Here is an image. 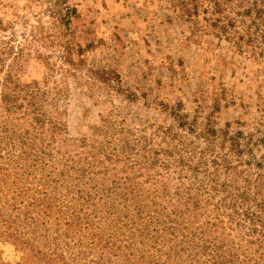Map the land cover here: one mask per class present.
Returning <instances> with one entry per match:
<instances>
[{
	"label": "rangeland",
	"instance_id": "1",
	"mask_svg": "<svg viewBox=\"0 0 264 264\" xmlns=\"http://www.w3.org/2000/svg\"><path fill=\"white\" fill-rule=\"evenodd\" d=\"M9 71L18 87L5 80ZM34 86L40 87L39 97L53 118L46 123V135L50 137L52 123L60 128L56 147L64 158L69 160L71 151H85L78 149L79 140L86 138L89 144L95 138L111 141L119 151L112 173H118L120 181L128 175L150 189L147 176L153 171L141 170L138 163L145 161L146 148L150 147L146 154L154 160L151 150L163 147L166 135L158 130L173 129L175 137L182 138V154L192 165L185 184L198 187L204 183L209 188L205 170L214 168L198 165L207 140L239 169H250L249 158L260 161L264 157V0H0V94L10 91L17 96L13 103L22 104L9 116V103L0 99V154L10 150L6 139L22 136L34 123L35 112L28 104ZM125 126L133 131L122 130ZM103 128L97 137L95 130ZM143 137L151 144L146 146ZM232 145L244 153L238 156ZM214 154L206 155L212 159ZM241 158L244 162H237ZM260 170L264 173V164ZM113 180L115 176L108 188L121 184L113 185ZM79 183L94 182L86 178ZM82 187L90 190L88 184ZM196 191L192 189V196ZM57 196L51 201L55 205L53 223L57 221L54 216L75 217L72 211L79 207L78 211L91 213V219L104 227V220L94 211L95 207L103 210L101 200L91 201L95 206L88 201H66L68 208ZM219 196L209 204L201 201L198 210L188 202L193 214L200 215L197 228L213 216L212 209L216 212ZM77 197L74 191L67 199ZM158 203L168 207L167 212L172 209L169 201ZM110 205L118 208L109 206L103 213L112 218L114 227L120 221L141 223L136 210L124 209L119 201ZM139 205L150 211L155 207L150 201ZM146 212L142 213L144 220ZM226 213L223 208L221 214ZM225 218L218 227L230 224ZM50 231L53 236L60 233L55 228ZM238 232L225 230L222 236L237 241ZM148 243V253H154V239ZM229 245L227 241L225 247ZM63 250L69 258L71 249L64 246ZM81 256L80 264H92L93 254ZM32 258H26L0 230V264H31Z\"/></svg>",
	"mask_w": 264,
	"mask_h": 264
},
{
	"label": "trees",
	"instance_id": "2",
	"mask_svg": "<svg viewBox=\"0 0 264 264\" xmlns=\"http://www.w3.org/2000/svg\"><path fill=\"white\" fill-rule=\"evenodd\" d=\"M72 13H76V10L72 9ZM92 72L100 76L99 70L93 69ZM5 80L14 88L19 86L12 81V71H9ZM33 88L36 89L28 98V104L31 111L34 109L35 112L34 123L22 136L15 134L6 139L7 142L4 143H9L10 150L0 154V201H3L0 204V230L26 258L33 257L31 264H38L39 261L42 264H80L83 260L81 255L84 254H93L90 259L92 264L264 263V173L260 170L264 157L260 161L256 160V157H253V160L249 158L246 164L250 169H239L227 159V154L220 155L216 148H213L212 141L207 140L204 151L200 153L198 165L213 166V170H205L210 186L207 188L204 183L198 187L187 186L186 171L190 170L192 165L187 161L190 158L187 159L182 154V138L179 135L181 139L176 138L177 133L173 129H165V132L158 130L166 135L161 141L163 147L151 150L155 156L154 160H150L146 154L150 152V147L146 148V153L143 154L145 163H138L141 170L153 171L147 176L151 181V188L146 189L142 183L132 181L128 175L120 181L118 173H112L111 165L118 159L119 151L112 148L111 141L99 142L98 138H95L89 144L86 138L79 140L78 149L84 148L85 151L81 154L71 151L70 161L64 158L56 147L60 128L57 123H52V133L50 137L46 135V123H51L53 118L48 113L46 101L42 102L39 97L40 87ZM16 97L10 91L0 94V99L9 103L6 108L9 116L22 106L13 103ZM177 120L180 126H184L180 117ZM122 130L133 131L126 126ZM104 131V128L95 130L96 136L102 135ZM143 140L148 146L150 140L146 137H143ZM232 146V151L238 156L244 153L238 147ZM110 147L113 152L108 151ZM207 153L215 154L212 159H208ZM127 157L131 158L130 155ZM237 162L244 161L241 158ZM197 170L199 169L193 168V171ZM27 175L31 177L28 178ZM175 175L177 177H174ZM222 175L223 182L220 181ZM113 176L117 180L111 183L121 184L108 188V181ZM86 178L94 183L81 185L80 180ZM73 180L78 182L72 187ZM241 180L245 185H241ZM86 184L90 186V190L83 189L82 186ZM193 188L197 190L196 196H192ZM74 191L78 197L67 199L68 194ZM201 191L203 195L199 196L197 193ZM54 195L61 197L60 200L64 201L68 208L70 207L66 201H88L90 206H95L91 201L101 200L103 210L95 207L94 211L98 219L104 220V227L91 219V213L78 211L79 207L72 211L75 217L63 219L54 216L57 221L53 223L51 217L55 213V205L51 201L56 198ZM217 195H220L218 201L221 202L217 204L216 212L212 209L213 216L206 219L203 227L197 228L200 215L193 214L188 202L191 200L194 210H198L202 207L201 201L209 204ZM113 201H119L126 210H136L141 223L120 221V226L117 227L110 224L112 218L105 217L103 211L110 208L109 206L116 208L115 205H110ZM143 201H150L152 206H155L154 210L150 211L139 205ZM158 201H169L172 206L170 212H167L168 207L161 206ZM179 204L183 205L184 209ZM223 208L226 214H221ZM144 210L148 213L147 220H144L142 215ZM225 217L230 224L218 227V223L223 224L226 221ZM154 225L159 228H154ZM52 228L60 233L57 236L50 235ZM127 228L128 233L124 231ZM220 228L223 229L221 233ZM234 229L240 231L237 233V241L235 238L222 236L225 230L233 232ZM152 230L155 233H150ZM216 232L220 234L217 235ZM62 238L68 240H61ZM72 238L76 243H73ZM150 238L156 243L152 245L155 252L151 254L147 250L150 248ZM227 241L230 245L226 248ZM40 244L47 250L40 248ZM64 246L71 249L69 258L62 253ZM75 248L79 249L75 251ZM203 256L206 261L202 260Z\"/></svg>",
	"mask_w": 264,
	"mask_h": 264
}]
</instances>
